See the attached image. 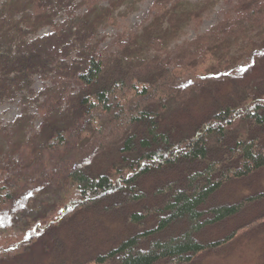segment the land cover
I'll use <instances>...</instances> for the list:
<instances>
[{
    "label": "trees",
    "instance_id": "trees-1",
    "mask_svg": "<svg viewBox=\"0 0 264 264\" xmlns=\"http://www.w3.org/2000/svg\"><path fill=\"white\" fill-rule=\"evenodd\" d=\"M206 1L230 10L205 34L172 49L202 17L184 12L185 0H154L141 29L109 52L101 28L136 0L0 4V106L19 100L22 111L0 128V264H27L79 216L125 227L90 264H193L264 223V189L228 194L264 170V76L230 93L219 83L240 61L232 41L255 35L264 48V0ZM185 77L195 80L178 87ZM48 169L57 201L15 220L29 171Z\"/></svg>",
    "mask_w": 264,
    "mask_h": 264
},
{
    "label": "rangeland",
    "instance_id": "rangeland-1",
    "mask_svg": "<svg viewBox=\"0 0 264 264\" xmlns=\"http://www.w3.org/2000/svg\"><path fill=\"white\" fill-rule=\"evenodd\" d=\"M5 1L0 0V4ZM136 1L138 3L134 8H128V5H126L118 10L117 13L120 12L122 15L118 16L116 24L101 28L99 41L102 51H113L116 48L114 42L121 34L139 31L141 26L147 22L154 0ZM185 2L187 5L184 12L199 14L203 22L200 26L196 22H193L190 26L185 24L182 38L173 44L172 49H174V46L182 45L184 42H189L208 32L230 10V7L224 1L216 4H209L206 0H185ZM48 31V28L42 29L40 35H44ZM259 42L260 39L255 35L250 39L232 41L230 51L233 54L232 56L236 59L240 58V61H238L235 70L229 73V80L219 82L222 83L221 86H223L226 93L233 92L232 84L234 83L254 85L257 77L264 76V48L259 47ZM194 80L193 77H185L180 79L177 84L178 87L186 88ZM43 87V82L36 79L35 90L38 92ZM21 115L19 100L15 103L0 106V128L14 122ZM40 124L41 120L36 123V128H39ZM1 141L0 139V151L5 149ZM46 157L48 160L50 159L48 155ZM29 173L31 177L26 182L25 188L21 190L19 201L11 207V214L15 217V220H19L23 224L29 218L49 212L60 193L57 184L52 182L51 175L53 173L51 169L43 171L41 174L33 173L32 170ZM244 182L231 187L228 190L229 196L250 195L263 190L264 170L261 176ZM260 213L261 211H258L252 215L259 216ZM252 218L249 216L248 220L251 221ZM76 219L77 223H74L75 220L72 221L73 226L66 223L58 229L56 233L59 239L55 237L51 242V239L46 236L42 241H39L37 247L28 253L31 259L29 258L26 262L32 264H90L92 263L90 261L95 259L98 253L109 248L110 245H107L106 242L114 234L125 229L123 224L115 220L104 219L103 222H95L91 215L89 217L79 216ZM20 226L14 224L13 230L18 229ZM45 248L48 250L47 252ZM60 256L61 259H59ZM193 264H264V223L239 233L223 249L202 254Z\"/></svg>",
    "mask_w": 264,
    "mask_h": 264
}]
</instances>
